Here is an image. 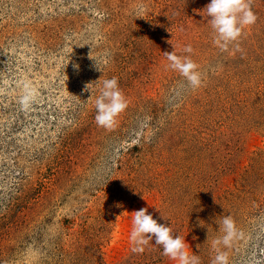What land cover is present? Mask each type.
Here are the masks:
<instances>
[{
	"label": "rangeland",
	"instance_id": "374dc122",
	"mask_svg": "<svg viewBox=\"0 0 264 264\" xmlns=\"http://www.w3.org/2000/svg\"><path fill=\"white\" fill-rule=\"evenodd\" d=\"M208 3L0 0V264H177L154 239L132 251L140 208L200 264L230 214L229 264H264V0L227 50ZM170 41L200 87L167 67ZM112 77L128 106L106 128L95 99Z\"/></svg>",
	"mask_w": 264,
	"mask_h": 264
},
{
	"label": "clouds",
	"instance_id": "9594fccd",
	"mask_svg": "<svg viewBox=\"0 0 264 264\" xmlns=\"http://www.w3.org/2000/svg\"><path fill=\"white\" fill-rule=\"evenodd\" d=\"M196 11L206 18V22L212 29L214 43L221 50H227L230 44L238 42L245 27L254 24L257 20V16L252 10L251 0H209L206 7ZM170 43L173 46V51L164 52L169 62L167 67L183 78L186 87L191 89L200 87L203 74L198 63L190 55L178 54L176 45L171 41ZM236 50H240L238 43H236ZM182 51L191 54L193 48L188 44L183 47ZM74 67H78V65ZM32 98L31 91L26 86L21 103L26 105L31 102ZM127 106L128 100L119 87L118 79L116 77L104 79L99 95L95 99L97 125L110 128L116 117ZM133 213L129 235L133 252L143 251L142 246L154 239V243L162 247V254L177 264H200V257L193 251H189L191 247L185 237L174 233L170 225L158 223L147 208H140ZM215 222L223 234L212 241L215 255L211 264H229V256L224 249L231 246L233 240L238 237L239 230L230 214L223 215Z\"/></svg>",
	"mask_w": 264,
	"mask_h": 264
}]
</instances>
